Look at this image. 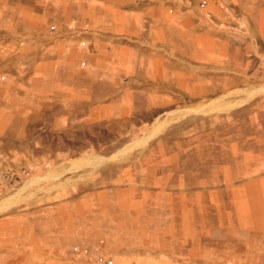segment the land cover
<instances>
[{
	"label": "rangeland",
	"instance_id": "obj_1",
	"mask_svg": "<svg viewBox=\"0 0 264 264\" xmlns=\"http://www.w3.org/2000/svg\"><path fill=\"white\" fill-rule=\"evenodd\" d=\"M66 1L0 0V264H264V0Z\"/></svg>",
	"mask_w": 264,
	"mask_h": 264
},
{
	"label": "crops",
	"instance_id": "obj_2",
	"mask_svg": "<svg viewBox=\"0 0 264 264\" xmlns=\"http://www.w3.org/2000/svg\"><path fill=\"white\" fill-rule=\"evenodd\" d=\"M85 1V0H82ZM81 1V2H82ZM89 3V14L85 12L81 18V27L78 28L85 36L97 37L98 42L101 39L113 38L120 41L123 45L122 50L127 48L130 40L137 36L138 31L144 29L145 20L150 13L144 9L139 11V0H87ZM67 5L69 0L66 1ZM85 3V2H84ZM69 9V7H67ZM96 11V14L93 13ZM152 20H163L152 14ZM67 20L70 16L67 15ZM152 27H157L156 24ZM154 29V28H153ZM77 30V29H73ZM120 45L118 47H120ZM113 50V49H112Z\"/></svg>",
	"mask_w": 264,
	"mask_h": 264
},
{
	"label": "built area",
	"instance_id": "obj_3",
	"mask_svg": "<svg viewBox=\"0 0 264 264\" xmlns=\"http://www.w3.org/2000/svg\"><path fill=\"white\" fill-rule=\"evenodd\" d=\"M66 257V256H64ZM58 264H115V260L111 256H96V257H89V256H70L61 261Z\"/></svg>",
	"mask_w": 264,
	"mask_h": 264
}]
</instances>
